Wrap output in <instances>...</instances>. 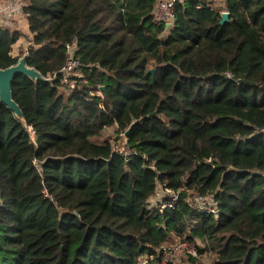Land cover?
I'll list each match as a JSON object with an SVG mask.
<instances>
[{
	"label": "trees",
	"instance_id": "1",
	"mask_svg": "<svg viewBox=\"0 0 264 264\" xmlns=\"http://www.w3.org/2000/svg\"><path fill=\"white\" fill-rule=\"evenodd\" d=\"M221 1L176 0L166 28L158 0H23L26 65L53 82L14 78L26 129L0 104V264H159L197 240L210 264H264V0ZM21 35L0 26V69ZM111 127L125 151L91 141Z\"/></svg>",
	"mask_w": 264,
	"mask_h": 264
},
{
	"label": "built area",
	"instance_id": "2",
	"mask_svg": "<svg viewBox=\"0 0 264 264\" xmlns=\"http://www.w3.org/2000/svg\"><path fill=\"white\" fill-rule=\"evenodd\" d=\"M175 1L176 0H158L154 11V17L158 22H161L165 25H172L174 19L173 7ZM23 7V0H0V26L8 27V22L14 17H16L17 19L25 20V15L22 13ZM7 24L8 26H6ZM65 50L67 54V60L62 69V73L65 75V78H67L68 75H70L79 66V59L75 55V42L68 44ZM67 84L70 89L74 88L73 82L68 83L67 81ZM28 133L31 140L34 141V131L31 130V128H28ZM163 197L165 201L164 199H161V209L173 208L178 201V194L168 189H165L163 191ZM187 202L189 206L194 210L209 215H218L217 205L212 195L193 194L187 198ZM197 243V241L193 244L189 242L175 241L168 245L162 246L157 251V254L155 256L159 260V264H167L168 262L175 263V260H177L175 257H180V259L185 257L196 258V248L200 247ZM155 256L151 257L150 259H154Z\"/></svg>",
	"mask_w": 264,
	"mask_h": 264
},
{
	"label": "water",
	"instance_id": "3",
	"mask_svg": "<svg viewBox=\"0 0 264 264\" xmlns=\"http://www.w3.org/2000/svg\"><path fill=\"white\" fill-rule=\"evenodd\" d=\"M228 22V14L223 13L221 15L220 25H223ZM170 25L167 24L166 28H169ZM27 54H24L20 57L15 65H12L6 69H0V104L4 105L18 120L21 125L26 129L27 125L23 116V113L17 103L13 100L12 97V82L17 75H22L29 79L33 83L42 82L52 84L53 80L50 78L43 77L38 71L33 68H29L26 65ZM148 74L153 75L154 69H150L147 72ZM101 91H104V87H101ZM152 114L150 117H153ZM129 134V130L125 133V136ZM149 264V263H143Z\"/></svg>",
	"mask_w": 264,
	"mask_h": 264
},
{
	"label": "rangeland",
	"instance_id": "4",
	"mask_svg": "<svg viewBox=\"0 0 264 264\" xmlns=\"http://www.w3.org/2000/svg\"><path fill=\"white\" fill-rule=\"evenodd\" d=\"M207 1L211 2L215 6H219V7L222 6L221 0H207ZM20 23H21V19H17L16 17H14L8 22L9 26H8V24L6 26H8L10 29L17 30L15 28H20L19 27ZM23 28H25V27L20 28L23 35H21L19 41L12 48V54L14 56L18 57V59L26 53V50L28 47V38L26 37L27 34L25 31H23ZM105 140H109L111 143H113L115 146L114 149H116L117 151H119V152L124 151L125 142H126L125 137L122 134L116 133L115 127L107 128L104 131H102L100 136L91 139L92 142L97 143V144H100V143L104 142ZM197 242H198L197 244L201 247L202 243L199 242L198 240H197ZM175 258L177 259V260H175V262L180 261L182 259V258L180 259V257H175ZM184 260L185 261L188 260V257H185L183 259V261ZM196 260L200 264H210L211 259H210L208 254H204V255H198L197 254ZM146 262H147L146 258L143 257L141 264L146 263Z\"/></svg>",
	"mask_w": 264,
	"mask_h": 264
},
{
	"label": "crops",
	"instance_id": "5",
	"mask_svg": "<svg viewBox=\"0 0 264 264\" xmlns=\"http://www.w3.org/2000/svg\"><path fill=\"white\" fill-rule=\"evenodd\" d=\"M19 27H20V28H21V27H25L24 20H21V23H20V26H19ZM20 28H15V29H17V30H20ZM20 31H21V30H20ZM23 31H25V32H26V34H27L26 27H25V28H23ZM155 199H159V200H161L160 198H158V196H157V195H156ZM155 199H152L151 201L153 202V201H155Z\"/></svg>",
	"mask_w": 264,
	"mask_h": 264
}]
</instances>
